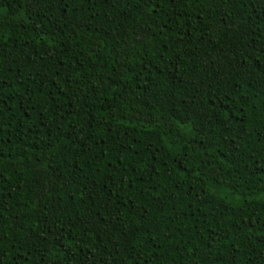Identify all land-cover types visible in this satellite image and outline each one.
<instances>
[{
    "label": "trees",
    "instance_id": "1",
    "mask_svg": "<svg viewBox=\"0 0 264 264\" xmlns=\"http://www.w3.org/2000/svg\"><path fill=\"white\" fill-rule=\"evenodd\" d=\"M0 264H264V0H0Z\"/></svg>",
    "mask_w": 264,
    "mask_h": 264
}]
</instances>
